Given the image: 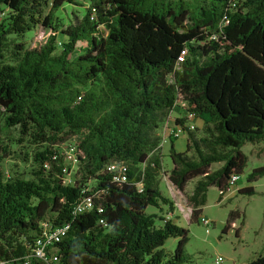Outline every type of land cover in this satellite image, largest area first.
<instances>
[{
  "label": "trees",
  "instance_id": "obj_1",
  "mask_svg": "<svg viewBox=\"0 0 264 264\" xmlns=\"http://www.w3.org/2000/svg\"><path fill=\"white\" fill-rule=\"evenodd\" d=\"M230 1L88 0L62 28L56 13L74 0H0L8 10L0 21L3 127H16L39 147L30 177L0 172V259L26 253L46 221L67 225L54 244L58 264L188 260L187 229L145 212L161 204L173 210L158 186L157 129L163 125L169 137L167 181L183 193L194 179L185 196L190 221L199 217L208 187L219 200L229 192L230 174L246 164L241 146L264 143V0H235L229 9ZM37 25L50 34L25 44L24 33ZM57 32L64 37L59 50ZM176 128L186 134L184 151L172 147L178 136L168 129ZM62 143L75 146L70 184L63 182L69 164ZM8 154L0 145V161ZM111 162L126 166L125 180L111 179ZM214 163L220 165L211 169ZM262 175L264 164L246 181ZM235 191L253 193L250 185ZM84 197L90 207L73 214ZM236 217L227 213L222 232ZM169 237L176 238L171 251L163 247ZM242 264H264V251Z\"/></svg>",
  "mask_w": 264,
  "mask_h": 264
},
{
  "label": "rangeland",
  "instance_id": "obj_2",
  "mask_svg": "<svg viewBox=\"0 0 264 264\" xmlns=\"http://www.w3.org/2000/svg\"><path fill=\"white\" fill-rule=\"evenodd\" d=\"M74 1L75 4L63 5L56 13L61 19L62 28L74 21V15L80 17L83 9L88 4V0ZM185 1L189 6L196 3L194 0ZM7 13L8 10L0 5V21L7 16ZM49 34V29L37 25L33 30L24 33L23 42L25 44L42 43ZM63 41V35L57 32L55 34L56 50L60 49L59 42ZM168 114H170V117L177 115L175 111ZM162 127L163 125L157 129L158 134L161 136L160 155L162 167L158 174V186L161 194L173 202V210L170 212L166 205L161 204L160 208L147 206L145 212L155 213L166 218L169 216L176 225L187 229V242L184 245V252L187 254L188 260L183 264H214L213 260L216 257L220 258V264H242L261 254L264 251V175L252 182L246 181V175L252 168L264 164V143H244L241 146L240 150L246 155L247 160L235 186L230 188L234 191L219 200L217 189L213 186L208 187L199 217L196 221H190L185 196L190 192L194 179L187 182L183 193L177 192L167 181V171L171 166L168 157L170 143L169 137ZM200 128L201 123H198L195 129L198 135L201 133ZM163 138L164 140H162ZM161 141L163 142L161 143ZM185 141L186 134H180L172 140L173 149L179 152L184 151ZM0 145H5L9 149V154L0 161L2 176L21 173L24 178L30 177L29 172L33 167L31 156L39 147L32 143V140L28 137H22L18 134L16 127L4 129L1 115ZM23 154H26V156ZM23 156L26 157V160L23 159ZM219 165L220 163H214L211 165V169ZM65 177L69 181L63 182L70 184L73 180V171ZM247 185L252 187V194L235 191L237 186L242 188ZM231 210L237 212V217L233 219L226 231L222 232L227 213ZM200 218H206L209 224L207 226L203 225L200 223ZM157 224L159 223L157 222ZM236 229L238 230L237 234H235ZM175 243L176 238L169 237L165 240L163 247L165 250L171 251Z\"/></svg>",
  "mask_w": 264,
  "mask_h": 264
},
{
  "label": "built area",
  "instance_id": "obj_3",
  "mask_svg": "<svg viewBox=\"0 0 264 264\" xmlns=\"http://www.w3.org/2000/svg\"><path fill=\"white\" fill-rule=\"evenodd\" d=\"M235 0H231L229 2V9L235 7ZM226 19V15H222V20ZM177 59L180 61L182 58L178 56ZM188 118H192L191 114L187 115ZM191 127V126H190ZM180 133V129L176 128L175 130H169L168 134L173 137L178 136ZM60 150L65 153V160L67 164H69V168L63 167L61 169L63 173V181L68 182V178L65 177L70 173V169L73 168L75 164V146L72 143H62L59 145ZM57 146V147H59ZM56 147V148H57ZM55 156L52 155V158ZM43 166H46L44 164ZM106 170L111 173V179L113 181H123L125 180V170L126 166L120 162H111L106 166ZM239 179L238 173H231L228 180L227 185L230 189L235 186L237 180ZM231 191V190H230ZM90 207V200L88 197L82 198L78 203H76L73 207L72 213L77 214L80 213ZM200 223L207 226L209 224L206 218H200ZM67 230V225H59L55 227H51V225L46 221H41L39 223V231L37 235L34 237L32 245L28 247V251L24 253L22 256H18L9 260L0 259V264H11L14 261H17L18 264H30L33 259H39L45 264H58V256L56 253V249L54 248V244L60 240V238L65 234ZM221 260L219 257L214 258V264H220Z\"/></svg>",
  "mask_w": 264,
  "mask_h": 264
},
{
  "label": "crops",
  "instance_id": "obj_4",
  "mask_svg": "<svg viewBox=\"0 0 264 264\" xmlns=\"http://www.w3.org/2000/svg\"><path fill=\"white\" fill-rule=\"evenodd\" d=\"M237 188H239V187L237 186ZM233 191H234V190L229 191V192L226 193L225 195H222V197H223V196H226V195H228V194H231ZM222 197H221V198H222Z\"/></svg>",
  "mask_w": 264,
  "mask_h": 264
}]
</instances>
